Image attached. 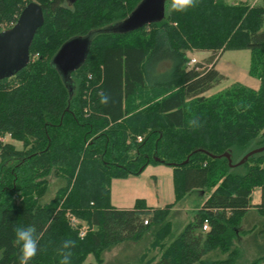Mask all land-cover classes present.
<instances>
[{"label":"trees","instance_id":"16d2710c","mask_svg":"<svg viewBox=\"0 0 264 264\" xmlns=\"http://www.w3.org/2000/svg\"><path fill=\"white\" fill-rule=\"evenodd\" d=\"M141 1L0 0V33L32 2L44 17L29 64L0 80V140L21 143L18 150L0 141V264H19L18 226H34L41 235L29 264H59L57 250L66 239L76 241L71 264L89 255L103 264L105 251L161 225L187 193L215 187L177 237L170 239L169 223L162 224L138 261L120 264H237L234 242L243 235L254 237L248 239L258 252L247 264L264 263V150L237 165L264 148V0H197L184 12L170 7L161 22L137 31H106ZM90 35L86 60L63 78L54 55L67 41ZM241 49L250 52L249 73L259 88L235 83L205 97L224 79L215 61ZM194 51L210 56L190 67ZM101 92L110 96L107 105ZM194 118L201 127H189ZM150 164L173 169L175 202L112 207L111 182L139 176ZM50 176L64 185L43 204ZM255 190L260 201L253 205ZM252 210L258 222L241 229ZM71 217L99 229L80 238ZM213 252L224 258L208 257Z\"/></svg>","mask_w":264,"mask_h":264},{"label":"water","instance_id":"95a60500","mask_svg":"<svg viewBox=\"0 0 264 264\" xmlns=\"http://www.w3.org/2000/svg\"><path fill=\"white\" fill-rule=\"evenodd\" d=\"M167 0H142L134 11L122 22L115 24L106 31L126 34L137 31L165 18V2ZM74 0H70L73 3ZM44 17L37 3L28 4L15 25L0 33V80L11 77L25 68L30 61L29 48L36 31L43 25ZM91 45V35L77 37L61 46L52 59V65L58 69L63 78L68 79L86 60ZM264 148L248 152L237 165ZM225 157L229 158L227 155ZM158 161V159H156Z\"/></svg>","mask_w":264,"mask_h":264},{"label":"rangeland","instance_id":"374dc122","mask_svg":"<svg viewBox=\"0 0 264 264\" xmlns=\"http://www.w3.org/2000/svg\"><path fill=\"white\" fill-rule=\"evenodd\" d=\"M226 1L229 4L241 2V3H247V4H253V5L258 4L260 2V0H245V2H242L240 0H226ZM170 7H171V0H167L165 2V13H168ZM192 57H194L197 60V62L199 60V63H204L206 59L209 58L207 57L206 59H202L204 55L195 54V53L192 55ZM234 66L237 67L241 73H244L248 80H258L257 78L251 76L249 73L250 52L248 50L241 49V50L225 52L222 60L220 61V66H219L220 69L223 72L227 71L229 73L235 74L234 72H231V70H229L230 68H233ZM228 79L229 78L221 81L219 84L212 87L209 91H207L208 95H211V94L217 93L220 90L222 91L223 89H226L230 85V82H231V79L229 80ZM137 141L140 142L139 140ZM2 142L11 143L15 146L16 149L18 150L21 149V143L11 140L8 136H5L4 138H2ZM48 181H49L48 190L45 196L40 200V203H43V204L48 203L54 197L55 192L64 185L63 180L56 178L54 176H50ZM217 191H219V189L215 187L211 190L204 189V190L191 191L187 193L175 206H173L170 209L168 215L166 216L164 222L161 223V225L158 224L159 226L156 225V226L150 227L149 230L144 235H142L140 239L136 241L120 243L118 245L113 246L110 250L105 251L103 255V258H104L103 264H120L127 260L138 261V258L141 257V255L146 252L145 250L148 248L149 243H151L154 240V237H155L154 235L155 233H157L158 228L163 226L162 224L169 223L168 225L170 229L169 237L170 239H174L175 237L178 236V234L181 233V231L189 223L193 222L196 213L201 209L202 205L204 204L205 200L209 197L211 192L213 193ZM252 203L253 201H251V204ZM258 220L259 219L255 211L252 210L243 219L242 224H241V229L250 228L254 223H257ZM85 226L89 228L87 233L88 232L94 233V232H97L99 229L98 225H95V226L91 225L90 227L87 225ZM248 238H250L251 240H254V237H250L249 235L239 236L238 238L235 239V242H234L235 247L240 251V257L238 259L237 264H247L250 260L255 258L256 255L258 254L253 244L251 243V240ZM258 239L261 242V238H258ZM121 245H127V246L135 245V247L127 248V250L130 252L129 254H126L122 256L121 258L115 257L113 259L112 251L116 247L121 246ZM215 256L217 258L218 257L224 258V256H222L219 252H213V253L208 254V257H215ZM85 264H88V263H85Z\"/></svg>","mask_w":264,"mask_h":264},{"label":"crops","instance_id":"0c3cea01","mask_svg":"<svg viewBox=\"0 0 264 264\" xmlns=\"http://www.w3.org/2000/svg\"><path fill=\"white\" fill-rule=\"evenodd\" d=\"M245 2V0H240ZM236 4V3H233ZM253 5V4H250ZM226 52V51H225ZM225 52H223L219 58L215 61L214 68L224 77L223 80L231 79L230 85L238 83L247 88L257 90L259 88V80H248L244 73H241L237 67L230 68L231 72H223L220 69V61L222 60ZM204 55L202 59H206L210 56V52H192L193 54ZM195 59V58H194ZM196 60V59H195ZM197 61V60H196ZM199 62V60H198ZM228 70V69H226ZM228 79V80H229ZM229 85V86H230ZM228 86V87H229ZM221 91V90H220ZM218 91V92H220ZM217 92V93H218ZM216 94V93H214ZM211 94V95H214ZM206 92L205 97H209ZM173 169L163 164H150L148 165L139 176H130L125 179H115L111 182L110 188V201L112 207L120 210L132 209L136 201L140 200L150 209L164 208L175 202L174 186H173ZM253 205H256L260 201V191L255 190L252 195ZM95 226V224H93ZM99 226V225H98ZM134 248L133 246L121 245L116 247L112 252L113 259L116 257H122L130 252L127 248ZM95 264V260L92 255H89L86 261L83 263Z\"/></svg>","mask_w":264,"mask_h":264},{"label":"clouds","instance_id":"9594fccd","mask_svg":"<svg viewBox=\"0 0 264 264\" xmlns=\"http://www.w3.org/2000/svg\"><path fill=\"white\" fill-rule=\"evenodd\" d=\"M195 6H197V0H171V8L174 11L184 12ZM99 95L101 98L100 103L107 105L110 102V96L107 93L101 92ZM201 126L197 118L189 121V127L192 129H197ZM14 233L16 243L20 246L19 264H29V261L37 255L41 235L37 234V230L34 226H18L14 229ZM75 247L76 241L73 239L62 241L60 248L57 250L60 256L59 264H71V257L73 255L72 249Z\"/></svg>","mask_w":264,"mask_h":264},{"label":"built area","instance_id":"2783aa9c","mask_svg":"<svg viewBox=\"0 0 264 264\" xmlns=\"http://www.w3.org/2000/svg\"><path fill=\"white\" fill-rule=\"evenodd\" d=\"M199 62H197L194 58H192L188 65L190 67H194L196 64H198ZM139 141H141V138H138ZM2 142V139L0 140ZM79 220L76 219L75 217H71L70 218V224L73 228L78 230V234L80 236V238L85 237V235L87 234V231L89 230V228H87L84 224H82ZM145 224H147V221H145ZM208 230V221L204 220L203 225H202V231H207Z\"/></svg>","mask_w":264,"mask_h":264}]
</instances>
